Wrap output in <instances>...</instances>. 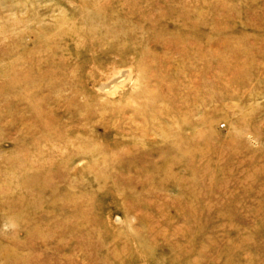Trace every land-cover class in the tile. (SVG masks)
<instances>
[{
	"label": "rangeland",
	"instance_id": "rangeland-1",
	"mask_svg": "<svg viewBox=\"0 0 264 264\" xmlns=\"http://www.w3.org/2000/svg\"><path fill=\"white\" fill-rule=\"evenodd\" d=\"M0 264H264V0H0Z\"/></svg>",
	"mask_w": 264,
	"mask_h": 264
},
{
	"label": "bare ground",
	"instance_id": "bare-ground-1",
	"mask_svg": "<svg viewBox=\"0 0 264 264\" xmlns=\"http://www.w3.org/2000/svg\"><path fill=\"white\" fill-rule=\"evenodd\" d=\"M126 73L127 72H124V71H122V72H120L119 74H117V75H114L110 80H108L107 82H105V83H102L100 86H99V90L100 91H108V90H111L112 88H113V90H116L119 86H120V84H121V81L124 79V78H126L127 76H126ZM112 90V91H113ZM150 104H146V108H150V106H149ZM122 112V111H121ZM169 115V113H166L165 114V118H167V116ZM185 168V167H184ZM191 168V165L188 167V170Z\"/></svg>",
	"mask_w": 264,
	"mask_h": 264
}]
</instances>
